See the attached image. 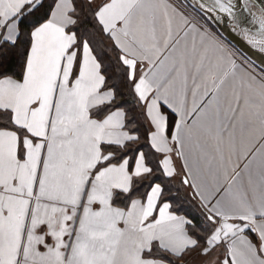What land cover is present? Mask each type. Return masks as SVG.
Wrapping results in <instances>:
<instances>
[{
	"label": "snow or ice",
	"instance_id": "1",
	"mask_svg": "<svg viewBox=\"0 0 264 264\" xmlns=\"http://www.w3.org/2000/svg\"><path fill=\"white\" fill-rule=\"evenodd\" d=\"M252 52L264 0H0V264H264Z\"/></svg>",
	"mask_w": 264,
	"mask_h": 264
},
{
	"label": "water",
	"instance_id": "2",
	"mask_svg": "<svg viewBox=\"0 0 264 264\" xmlns=\"http://www.w3.org/2000/svg\"><path fill=\"white\" fill-rule=\"evenodd\" d=\"M220 28H221L222 31H224L226 37H227L232 43L236 44L238 47H241V48L247 50V49H246V44H245V42H244L242 39H240L239 37H236V36L234 35V33H232L231 29H229V28L227 27V18H225V23L222 24V25L220 26ZM250 54L256 59L257 64H260L261 61H264V57L259 56L258 54L254 53V52H252V53H250Z\"/></svg>",
	"mask_w": 264,
	"mask_h": 264
}]
</instances>
